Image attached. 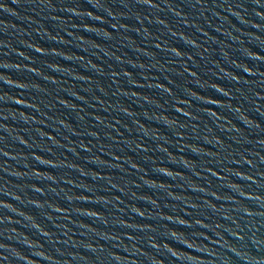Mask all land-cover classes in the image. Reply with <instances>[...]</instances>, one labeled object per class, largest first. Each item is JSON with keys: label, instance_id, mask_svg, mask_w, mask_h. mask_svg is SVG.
I'll use <instances>...</instances> for the list:
<instances>
[{"label": "water", "instance_id": "obj_1", "mask_svg": "<svg viewBox=\"0 0 264 264\" xmlns=\"http://www.w3.org/2000/svg\"><path fill=\"white\" fill-rule=\"evenodd\" d=\"M0 264H264V0H0Z\"/></svg>", "mask_w": 264, "mask_h": 264}]
</instances>
